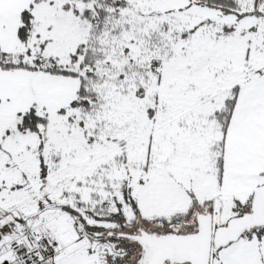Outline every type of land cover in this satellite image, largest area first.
I'll return each instance as SVG.
<instances>
[{
	"label": "snow or ice",
	"instance_id": "1",
	"mask_svg": "<svg viewBox=\"0 0 264 264\" xmlns=\"http://www.w3.org/2000/svg\"><path fill=\"white\" fill-rule=\"evenodd\" d=\"M0 264H264V0H0Z\"/></svg>",
	"mask_w": 264,
	"mask_h": 264
}]
</instances>
